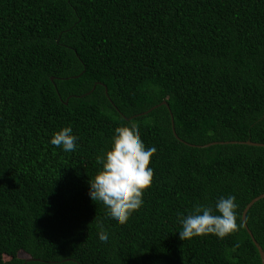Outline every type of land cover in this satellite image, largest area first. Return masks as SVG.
<instances>
[{"label":"trees","instance_id":"1","mask_svg":"<svg viewBox=\"0 0 264 264\" xmlns=\"http://www.w3.org/2000/svg\"><path fill=\"white\" fill-rule=\"evenodd\" d=\"M65 126L75 151L49 142ZM120 126L156 149L123 225L89 196ZM247 141L264 145V0H0V264H261ZM228 195L233 233L179 238L178 214ZM245 219L264 251V198Z\"/></svg>","mask_w":264,"mask_h":264},{"label":"clouds","instance_id":"2","mask_svg":"<svg viewBox=\"0 0 264 264\" xmlns=\"http://www.w3.org/2000/svg\"><path fill=\"white\" fill-rule=\"evenodd\" d=\"M77 140L71 126H65L53 132L49 142L64 152H71L76 150ZM155 151V147L145 146L138 128L120 126L114 130L110 147L97 157L101 167L89 179V196L106 208L113 223L125 224L143 205L144 193L153 181L150 159ZM214 207L215 214L211 207L197 203L187 215L178 214L179 238L184 241L215 235L223 239L233 233L237 228L236 197L221 196ZM98 238L106 246L111 242L103 225Z\"/></svg>","mask_w":264,"mask_h":264},{"label":"water","instance_id":"3","mask_svg":"<svg viewBox=\"0 0 264 264\" xmlns=\"http://www.w3.org/2000/svg\"><path fill=\"white\" fill-rule=\"evenodd\" d=\"M162 104H165V102H163ZM212 144H216V143H212ZM219 144H222V143H219ZM243 144L250 145V146L264 147L263 144L252 143V142H249V141H247V142H243ZM209 145H211V144H209ZM209 145H206V146L208 147ZM262 198H264V193L261 194V195H259V196L256 197V198H254L252 201H250V202L246 205V207L244 208V210H243V212H242V215H241V221H242V224H243L244 228L246 229L248 235L250 236V238H251L253 244L255 245V247H256V249H257V251H258V253H259V256H260V259H261V264H264V251L261 249V247L258 245V243L254 240V238H253L251 232L249 231V229H248V227H247V225H246V219H245V218H246V213H247V211L249 210V208H250V207H251L256 201H258V200H260V199H262Z\"/></svg>","mask_w":264,"mask_h":264},{"label":"rangeland","instance_id":"4","mask_svg":"<svg viewBox=\"0 0 264 264\" xmlns=\"http://www.w3.org/2000/svg\"><path fill=\"white\" fill-rule=\"evenodd\" d=\"M19 257H24V255L22 253L19 254ZM5 261L8 260V258H4Z\"/></svg>","mask_w":264,"mask_h":264}]
</instances>
